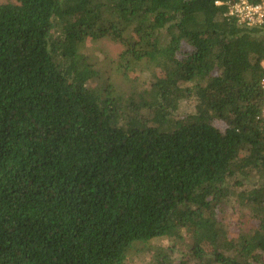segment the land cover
<instances>
[{
	"label": "trees",
	"instance_id": "trees-1",
	"mask_svg": "<svg viewBox=\"0 0 264 264\" xmlns=\"http://www.w3.org/2000/svg\"><path fill=\"white\" fill-rule=\"evenodd\" d=\"M217 1L0 6V264H264V28ZM102 38L150 87H90Z\"/></svg>",
	"mask_w": 264,
	"mask_h": 264
},
{
	"label": "rangeland",
	"instance_id": "rangeland-1",
	"mask_svg": "<svg viewBox=\"0 0 264 264\" xmlns=\"http://www.w3.org/2000/svg\"><path fill=\"white\" fill-rule=\"evenodd\" d=\"M5 4H16V0H0V6ZM82 51L89 65L98 73L90 83V87L93 89H101L108 84H113L123 95H129L135 89H147L154 79L153 66L149 64L140 65L135 73H124L120 66V56L124 47L109 38L95 41L86 40L83 43ZM193 111L194 103L184 102L181 105L180 114H188ZM222 213L230 234L236 236L247 231L246 228H243L247 220L235 204L231 203L224 207ZM248 226L257 227V222L252 221L250 225L248 222ZM167 244L166 241H161L152 245L160 247ZM152 253L151 250L145 251L142 257L131 259L128 264H149Z\"/></svg>",
	"mask_w": 264,
	"mask_h": 264
},
{
	"label": "built area",
	"instance_id": "built-area-1",
	"mask_svg": "<svg viewBox=\"0 0 264 264\" xmlns=\"http://www.w3.org/2000/svg\"><path fill=\"white\" fill-rule=\"evenodd\" d=\"M217 6L227 7V17L234 19L239 25L249 28H264V0L217 1ZM264 87V78L262 80ZM264 115V110H263Z\"/></svg>",
	"mask_w": 264,
	"mask_h": 264
}]
</instances>
